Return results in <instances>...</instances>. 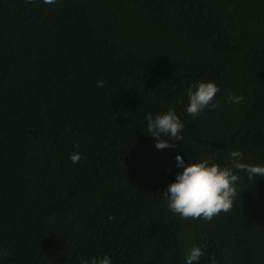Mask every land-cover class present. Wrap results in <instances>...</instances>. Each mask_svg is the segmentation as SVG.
<instances>
[{
	"label": "trees",
	"instance_id": "16d2710c",
	"mask_svg": "<svg viewBox=\"0 0 264 264\" xmlns=\"http://www.w3.org/2000/svg\"><path fill=\"white\" fill-rule=\"evenodd\" d=\"M199 81L220 107L190 116ZM168 110L183 139L158 150L146 116ZM233 150L264 166V0H0V264H185L193 246L264 264V177L237 172L211 221L162 193L177 154L226 167Z\"/></svg>",
	"mask_w": 264,
	"mask_h": 264
},
{
	"label": "clouds",
	"instance_id": "9594fccd",
	"mask_svg": "<svg viewBox=\"0 0 264 264\" xmlns=\"http://www.w3.org/2000/svg\"><path fill=\"white\" fill-rule=\"evenodd\" d=\"M25 2L32 4L35 0H25ZM56 2L57 0H43V3L48 5ZM97 86L104 87L105 81H97ZM219 91V87L211 81H199L191 85L187 89V114L198 116L205 109H218L220 104L215 103L214 100ZM242 100V95L232 93L226 97V101L232 104H239ZM146 120L147 135L155 138L156 149L174 148L176 142L182 141L181 132L184 125L174 111L168 110L166 113L156 115L155 118L148 113ZM166 138H171L172 143H169ZM230 158L231 166L221 167L207 160L185 163L184 159L177 154L176 167L181 168L182 171L175 175L174 182L169 183L166 190L162 192L171 213L179 215L182 219L211 221L214 216L230 212L234 198L237 196L236 184L240 179L237 172H245L249 180L254 177H264V166L243 162L240 151H231ZM69 159L76 164L80 161L81 155L73 153ZM108 218L114 219L111 215ZM204 255L200 247L193 246L185 256V264H198ZM80 264H112V260L105 255L93 257L88 261L81 259ZM211 264H215L214 257Z\"/></svg>",
	"mask_w": 264,
	"mask_h": 264
}]
</instances>
